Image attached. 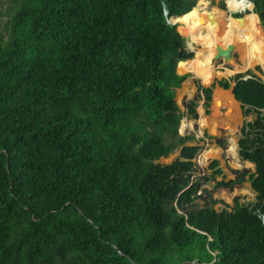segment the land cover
I'll return each mask as SVG.
<instances>
[{
    "label": "trees",
    "instance_id": "16d2710c",
    "mask_svg": "<svg viewBox=\"0 0 264 264\" xmlns=\"http://www.w3.org/2000/svg\"><path fill=\"white\" fill-rule=\"evenodd\" d=\"M10 1L0 22V264H264V81L248 70L198 84L206 113L218 85L253 116L238 154L254 171L218 179L214 159L196 174L202 146L179 132L175 95L188 75L177 64L194 53L168 18L198 0ZM250 1L264 27V0ZM245 176L254 201L213 197Z\"/></svg>",
    "mask_w": 264,
    "mask_h": 264
},
{
    "label": "rangeland",
    "instance_id": "374dc122",
    "mask_svg": "<svg viewBox=\"0 0 264 264\" xmlns=\"http://www.w3.org/2000/svg\"><path fill=\"white\" fill-rule=\"evenodd\" d=\"M201 1H204V3H201ZM221 1L222 0H198L194 7H197L200 4L203 6L202 8L194 10L188 16L176 18L179 19L176 23L177 28L180 33L186 38L187 48L193 51V57H195L196 51H200L202 54L208 55L210 59L209 61L211 62L214 68L215 75L210 81L204 82L193 72L180 71L177 64V71H179L180 74H187L188 76L183 81L181 87L176 89L175 99L181 111L183 112V117L180 121L179 126L180 134H193L196 139L188 141L187 143L199 144L202 146L200 151L194 158L197 169L196 174L203 175L211 173L213 169L209 168V165L214 159H217L219 162V167L223 170V174L218 175L217 178H224L225 180H230L236 177L235 170L241 171L243 169H249L250 172L254 171V164L247 160H242L238 154V139L241 136V126L243 125L244 121L251 119V117L253 116L243 115V110L240 106V103L235 100L231 88L224 89L218 85H215L213 88L209 111L206 113L205 98L200 94L198 90V84L209 86L216 79L229 78L237 73H247L248 70H252L258 77H260L264 81V27L261 26L258 15L253 12L252 5H246L250 9L247 8L245 10L238 9L235 11H230L225 0H223L225 4L224 8L218 6ZM10 5V0H0L1 23H4V21L8 18ZM213 9L219 10L221 14V30L219 34L220 36L224 37L223 39L225 42L221 41L220 44L224 45L225 43V45H227L231 42L235 43L233 50L234 57L231 58L228 62H224L222 58L214 59L213 55H215V53L217 52L216 49H210L208 47H205L202 42L197 43L191 38V30L193 26H198V30H200L199 28L203 27V23L200 19V17L202 16V11H211ZM235 14H238V16L242 15L244 16V18L248 16V14H252V18L248 21H239V19L237 18V20L230 19L232 17H237ZM207 17L208 16H206L205 18ZM236 22H239L243 28L252 25V27L254 28L252 29L254 30L253 33L257 34L261 31L262 34H259L257 36H260V39L258 41H260L262 43L261 45L263 46V49L261 51L263 58H261L260 60L249 59L250 57L247 55V43H249V39H251L250 35H248L250 33L244 32L239 35L238 28H240L241 26H238ZM181 25L184 28V33L181 32ZM229 39L232 40L229 41ZM217 89L231 92L233 100L237 104L238 122L235 124L234 130L232 131L226 128V126H219L213 128L212 125L201 126L199 123L202 117H209L212 114V107L214 104V92ZM192 100H196L197 102L195 107L196 116H193L188 112V105ZM183 123H185L184 127L182 126ZM219 139L224 140V145H221L218 142ZM233 140L235 141L236 152L230 151V147L232 145ZM206 152H208L207 158L204 155ZM178 153L179 151L176 150L170 156L161 158V162H170L178 155ZM213 185L214 181L211 180L205 182L203 186L208 189H212ZM212 195L213 197L223 200L225 203L231 205L233 204V198L235 196H238L241 202H250L255 200V192L251 188L248 176H245V179L242 183H235L232 187H220L218 189L213 190ZM203 202L204 201L202 200L200 203L203 204ZM215 207L222 208L224 207V204L218 202L215 204Z\"/></svg>",
    "mask_w": 264,
    "mask_h": 264
},
{
    "label": "bare ground",
    "instance_id": "6f19581e",
    "mask_svg": "<svg viewBox=\"0 0 264 264\" xmlns=\"http://www.w3.org/2000/svg\"><path fill=\"white\" fill-rule=\"evenodd\" d=\"M237 4L245 3L241 0H233ZM245 3L242 5V7L246 6ZM251 6V3L248 4ZM208 13H213L215 20L217 23L212 24L208 17ZM201 21L203 23V27L199 28L198 26H191V38L193 41H196L197 43L204 44L205 47H208L210 49H216L221 41H224V37L220 36V30H221V14L219 10L213 9L211 11L204 10L201 13ZM178 18V17H177ZM234 17L230 18L233 19ZM238 19V18H237ZM244 19V18H243ZM243 19H239V21H243ZM179 19H176L178 22ZM207 21V23H206ZM238 26H241L239 22H236ZM242 27V26H241ZM238 28V34H242L244 32H248L250 34L249 43H247V55L250 57V60H257L263 58L262 56V49L263 46L262 43L258 41L260 39V36H257L259 34H262L261 31L256 33H253L254 29L252 25L248 27H242ZM253 38V39H252ZM225 42V41H224ZM235 44V43H234ZM225 45V43H224ZM262 46V48H261ZM193 48V47H192ZM195 57H193L190 60H183L179 61L178 67L180 71H189L196 74L198 77L201 78L202 81L208 82L212 79V77L215 75L214 68L209 61V56L202 54L200 51L195 52ZM214 56V55H213ZM238 122V114H237V104L233 100V96L231 95V92L223 91L221 89H217L214 92V104L212 107V114L209 117H202L199 121L201 126H208L212 125L213 128L215 127H225L229 130H234L235 124ZM182 126H185V123L182 124ZM234 139V138H233ZM230 151H235V141H232V145L230 147ZM236 152V151H235ZM208 152H206L204 155L206 158L208 157ZM202 155V154H201Z\"/></svg>",
    "mask_w": 264,
    "mask_h": 264
},
{
    "label": "water",
    "instance_id": "95a60500",
    "mask_svg": "<svg viewBox=\"0 0 264 264\" xmlns=\"http://www.w3.org/2000/svg\"><path fill=\"white\" fill-rule=\"evenodd\" d=\"M241 1H244L246 4H249V3H251V5H252V9H253V3L250 1V0H241ZM193 9V8H192ZM191 9V10H192ZM251 9V10H252ZM190 10V11H191ZM165 13H167V10L165 9V11H164ZM189 12V11H188ZM188 12H186V13H188ZM186 13H184V14H186ZM184 14H182V15H184ZM181 16V15H180ZM177 17H179V16H176V17H171V18H168V22H170V23H172V24H176L177 23V21H176V18ZM234 18H238V19H243L244 18V16H237V17H234ZM208 19H209V21L212 23V24H215V23H217V21L215 20V17H214V15H213V13H208ZM180 32V31H179ZM233 50H234V43H229V44H227V45H218L217 46V48H216V53H215V55H214V59H220V58H222L223 60H224V62L226 61V62H228L231 58H233L234 57V53H233ZM248 76H245V78H247ZM157 161H160V159L159 160H157ZM172 161V160H171ZM170 161V162H171Z\"/></svg>",
    "mask_w": 264,
    "mask_h": 264
},
{
    "label": "crops",
    "instance_id": "0c3cea01",
    "mask_svg": "<svg viewBox=\"0 0 264 264\" xmlns=\"http://www.w3.org/2000/svg\"><path fill=\"white\" fill-rule=\"evenodd\" d=\"M179 72V71H178ZM180 73V72H179ZM231 91H232V89H231ZM233 94V93H232ZM236 100V99H235ZM237 101V100H236ZM239 102V101H238ZM240 103V102H239ZM240 106H241V103H240Z\"/></svg>",
    "mask_w": 264,
    "mask_h": 264
},
{
    "label": "built area",
    "instance_id": "2783aa9c",
    "mask_svg": "<svg viewBox=\"0 0 264 264\" xmlns=\"http://www.w3.org/2000/svg\"><path fill=\"white\" fill-rule=\"evenodd\" d=\"M200 193V192H199Z\"/></svg>",
    "mask_w": 264,
    "mask_h": 264
}]
</instances>
